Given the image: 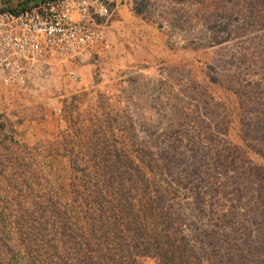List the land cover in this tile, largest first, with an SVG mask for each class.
<instances>
[{
    "label": "rangeland",
    "instance_id": "obj_1",
    "mask_svg": "<svg viewBox=\"0 0 264 264\" xmlns=\"http://www.w3.org/2000/svg\"><path fill=\"white\" fill-rule=\"evenodd\" d=\"M241 1L234 9L243 15L239 17L262 14L260 3L249 11L248 0ZM150 2L142 16L121 6L114 10L110 49L102 58L76 64L79 82L58 76L35 79L28 90H16L13 105L0 111V264H91L97 250L104 252L102 264H112L118 241L127 239L120 222H105L111 217L112 196L121 189L112 175L113 164L121 176L137 178L139 187L145 183L142 176L149 178L146 193L140 188L130 193L135 213L143 217L141 207L147 209L148 198L165 187L158 152L166 144L183 146L193 124H222L220 139L264 166V156L243 141V112L230 88V83L261 81L264 26L246 27L240 43L195 47L190 40L202 35L203 26L184 18L175 22L169 10L179 3L173 0ZM57 107L62 109L58 116ZM178 152L166 154L167 179L180 172L184 158ZM218 171H199V203L182 191L171 202L182 215L178 238L185 235L189 245L204 247L213 238L224 247V238L207 217L233 210L235 188L231 176L225 184L230 190L212 194L211 186L221 188L224 178L218 177L222 169ZM233 211L234 219L241 218ZM260 220L254 221L260 233L250 245L262 238ZM150 227L142 225L140 239L151 242ZM148 253H139L137 264H157L152 251Z\"/></svg>",
    "mask_w": 264,
    "mask_h": 264
},
{
    "label": "trees",
    "instance_id": "obj_2",
    "mask_svg": "<svg viewBox=\"0 0 264 264\" xmlns=\"http://www.w3.org/2000/svg\"><path fill=\"white\" fill-rule=\"evenodd\" d=\"M173 1L175 4L179 3L178 7L174 5L169 10L175 22L184 18L190 23L196 22L203 26L200 33L202 35L200 37L194 35V38L190 40V44L195 47L210 48L225 43H240L238 38L242 36L246 27L264 26V0H248L245 2L246 5L244 4L251 11L260 3L262 14L256 17L247 14L245 17H239L243 15L235 13L234 9L242 4L241 0ZM149 4H151L150 0H140L133 7V12L142 16ZM158 27L162 28V24L158 23ZM209 68L212 69V66ZM261 68L259 75L261 81L260 79L256 82L247 81L245 85L239 86L230 83V88L237 95L243 112V141L249 148L264 156V66ZM209 76L210 81L217 82L216 77ZM203 94L209 102H214L206 92ZM107 128L110 129L111 126ZM223 133H225V127L222 124L220 126L210 122L193 124V130L187 134V142L183 146L166 144L161 147L160 153L158 152L161 156L159 178L163 180L165 187L148 198L147 209L141 207L140 210L145 211L143 217H138L135 213L134 210L137 208H133L135 205L131 200H134V197L132 198L130 193L133 188L138 190L140 188V193H146L150 183L149 178L142 176L140 181L145 183L139 187L140 182L137 178H133L131 174L126 177L121 176L118 165L113 164L112 175L121 189L112 196L111 200L114 202L108 208L113 217H107L105 222L109 225L120 222L121 227L125 228L127 239L125 241L117 239L118 246L115 248L117 257L115 260L116 255L112 256V264H137L139 253L149 254V250L154 254L157 264H264V229L261 240L255 245L249 244V241H253L254 235L260 231L254 221L261 218L259 224L264 223V166L251 163L229 144L224 143L220 139ZM214 138L219 139L216 142ZM179 149L185 151L178 152ZM177 152L183 156L180 159L184 158V161L181 159L183 161L181 165H178L180 172L167 179L164 177V172H166L165 169L168 170L167 165L170 161L166 154ZM175 157L173 155V158ZM192 159L193 162H191ZM204 168L208 169V174L222 169L218 177L224 175L222 184L219 183L221 188L211 186L212 194L218 190L221 192L230 190L229 187H225V184L229 183L231 176L234 177L236 205L232 208L240 212L241 218L234 219L233 210L223 211L215 217H207L211 228L218 229L220 236L224 238L223 248H219L213 238L208 239L204 247L189 245L185 235L182 234L178 238L177 234L179 229H177V221L182 215L171 202L176 199L178 191L185 192V198L193 196L194 204L203 199L202 186H199L201 180L199 171ZM143 195L146 194L143 193ZM118 212H120L119 216L116 215ZM146 224L151 225V242L140 239L142 225ZM76 240L81 242V246L84 245L81 239ZM141 248L143 250L139 252ZM202 248L205 250L202 251ZM107 251L110 253L111 248L107 247ZM94 254L95 261L90 263L102 264L104 252L97 250Z\"/></svg>",
    "mask_w": 264,
    "mask_h": 264
},
{
    "label": "built area",
    "instance_id": "obj_3",
    "mask_svg": "<svg viewBox=\"0 0 264 264\" xmlns=\"http://www.w3.org/2000/svg\"><path fill=\"white\" fill-rule=\"evenodd\" d=\"M138 1L40 0L1 8L0 110L13 105L16 90H28L35 79L79 82L76 64L102 58L110 49L114 10L133 11ZM54 112L60 115L61 107Z\"/></svg>",
    "mask_w": 264,
    "mask_h": 264
},
{
    "label": "crops",
    "instance_id": "obj_4",
    "mask_svg": "<svg viewBox=\"0 0 264 264\" xmlns=\"http://www.w3.org/2000/svg\"><path fill=\"white\" fill-rule=\"evenodd\" d=\"M37 1H40V0H0V9L1 8L15 9V8L20 7L21 5H30ZM0 111H4V110H0Z\"/></svg>",
    "mask_w": 264,
    "mask_h": 264
}]
</instances>
